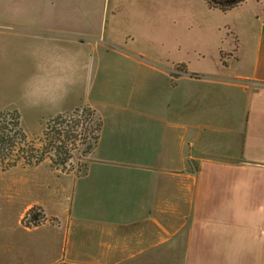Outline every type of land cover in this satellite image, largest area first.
<instances>
[{
  "label": "crops",
  "instance_id": "obj_1",
  "mask_svg": "<svg viewBox=\"0 0 264 264\" xmlns=\"http://www.w3.org/2000/svg\"><path fill=\"white\" fill-rule=\"evenodd\" d=\"M261 13L156 39L126 7L0 0V74L25 98L11 110L102 120L82 171L4 172L0 264H264ZM35 208L45 222L27 227Z\"/></svg>",
  "mask_w": 264,
  "mask_h": 264
},
{
  "label": "rangeland",
  "instance_id": "obj_2",
  "mask_svg": "<svg viewBox=\"0 0 264 264\" xmlns=\"http://www.w3.org/2000/svg\"><path fill=\"white\" fill-rule=\"evenodd\" d=\"M81 6H92L96 9L100 7H115L121 6L137 12L136 22H143L147 24V33L156 39L163 38H192L201 35L200 29L195 28L204 26L205 23L217 22L224 24L228 22L242 21L245 17H257L261 15L264 10V0H247L242 5L236 7L229 13H213L206 9L203 5L197 3V0H77ZM221 11V10H220ZM139 12V15H138ZM192 26L193 29H190ZM147 28V26H145ZM139 30V29H138ZM137 30V31H138ZM8 31V30H4ZM139 30L136 33V39H141L145 35ZM143 35V36H142ZM142 36V37H141ZM209 38L208 34H204V38ZM2 47V46H1ZM142 51H146V47H139ZM5 50L0 48V54ZM3 77L0 74V112L11 110L15 106L24 105V94L14 89H7L3 85ZM86 108V107H83ZM78 109V108H77ZM75 110V109H74ZM73 110V111H74ZM71 111V112H73ZM67 112V113H71ZM66 114V113H64ZM78 120V118L76 119ZM22 127L28 138L35 143L36 146H45L43 143L44 132L46 129V121L43 123L34 121L31 117H22ZM72 145H69L71 148ZM76 149L70 151L71 156L64 165L54 166L50 157L53 153L47 155V158L42 162L43 164H51L63 172L79 170L82 171L87 165L89 155H84L85 145L82 141L76 143ZM91 155V154H90ZM3 174V175H2ZM5 173L0 169V230L3 226V220H13L16 215V208H14L13 195L8 191L9 184L14 181L12 175H4ZM13 198V199H12Z\"/></svg>",
  "mask_w": 264,
  "mask_h": 264
},
{
  "label": "trees",
  "instance_id": "obj_3",
  "mask_svg": "<svg viewBox=\"0 0 264 264\" xmlns=\"http://www.w3.org/2000/svg\"><path fill=\"white\" fill-rule=\"evenodd\" d=\"M212 9L228 12L247 0H205ZM78 118V120H76ZM102 131V120L91 108H78L71 113L47 119L43 143L36 146L22 127L17 110L0 112V169L7 172L16 167H31L41 164L47 155L54 166L64 165L76 143L85 145L84 155L96 148ZM69 145L72 147L69 148Z\"/></svg>",
  "mask_w": 264,
  "mask_h": 264
},
{
  "label": "built area",
  "instance_id": "obj_4",
  "mask_svg": "<svg viewBox=\"0 0 264 264\" xmlns=\"http://www.w3.org/2000/svg\"><path fill=\"white\" fill-rule=\"evenodd\" d=\"M174 75L181 74V70L176 68L173 72ZM45 222V218L41 210L35 208L28 212L24 219V224L27 227H35Z\"/></svg>",
  "mask_w": 264,
  "mask_h": 264
}]
</instances>
